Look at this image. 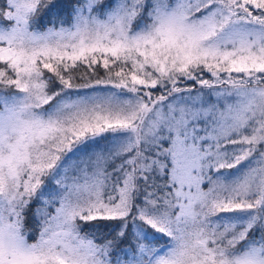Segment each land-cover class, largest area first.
<instances>
[{
    "label": "snow or ice",
    "instance_id": "obj_1",
    "mask_svg": "<svg viewBox=\"0 0 264 264\" xmlns=\"http://www.w3.org/2000/svg\"><path fill=\"white\" fill-rule=\"evenodd\" d=\"M0 264H264V0H0Z\"/></svg>",
    "mask_w": 264,
    "mask_h": 264
}]
</instances>
